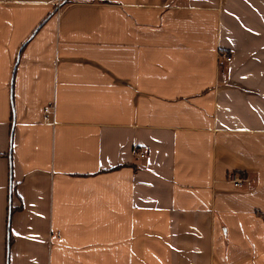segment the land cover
Here are the masks:
<instances>
[{"label":"crops","instance_id":"1","mask_svg":"<svg viewBox=\"0 0 264 264\" xmlns=\"http://www.w3.org/2000/svg\"><path fill=\"white\" fill-rule=\"evenodd\" d=\"M0 264H264V0H0Z\"/></svg>","mask_w":264,"mask_h":264},{"label":"built area","instance_id":"2","mask_svg":"<svg viewBox=\"0 0 264 264\" xmlns=\"http://www.w3.org/2000/svg\"><path fill=\"white\" fill-rule=\"evenodd\" d=\"M231 59L232 57L230 54L223 51L217 52L216 63L219 68L222 67L225 63L230 62ZM53 113H54V107L52 105H45L43 107V112H42L43 122L53 123V119H52ZM135 155L139 157H143L145 156V153L135 150ZM228 179L236 187H241L243 182L245 181L243 177H241L239 174L236 173H231L228 176Z\"/></svg>","mask_w":264,"mask_h":264}]
</instances>
